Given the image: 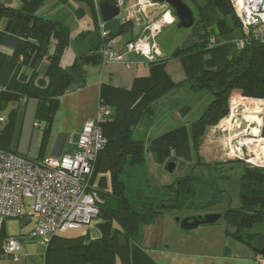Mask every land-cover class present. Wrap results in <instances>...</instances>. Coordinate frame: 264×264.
Segmentation results:
<instances>
[{"label":"trees","instance_id":"trees-1","mask_svg":"<svg viewBox=\"0 0 264 264\" xmlns=\"http://www.w3.org/2000/svg\"><path fill=\"white\" fill-rule=\"evenodd\" d=\"M87 1L94 7L93 0ZM188 1L195 5L196 15L192 11L195 22L171 56L181 62L185 74L181 83L185 82L194 91L207 89L213 99L189 127L173 128L149 141L148 149L165 167L177 154L185 153L189 136L197 147L205 131L228 114L229 99L230 115H258L262 112L259 107L236 110L245 102L264 104L239 94L231 96L240 88L244 96L264 99V44L250 39L243 48L235 49L231 40L222 39L236 30L238 37L241 36V24L229 0H206L203 6L195 0ZM38 2L41 6L43 0H19L18 8L0 5V46L12 50L11 54L0 51V108L28 98L36 99V122H43L45 136L68 87L85 86L88 65L102 69L103 39L94 7V32L89 37L81 32L77 37L78 43L88 40V48L75 56L70 65L62 66L69 29L58 19L31 12ZM212 7L216 10L211 11ZM123 33L131 37V23L119 24V35ZM212 37L215 40L210 45ZM167 60L168 57H161L148 63L149 75L136 77L129 89L101 84L98 102L109 110V115L98 123L106 144L93 164L92 181L101 198L93 225L97 233L91 235L88 229L79 236L68 237L64 235L66 232L53 236L45 247L43 264H156L138 244L142 227L164 213H173L181 219L214 211L223 192L218 179L230 178V172L222 169L224 164L240 166L237 178L240 204L218 211L219 220L232 227L226 234L250 247L262 236L254 227L264 225V167L242 161L206 164L216 170L215 177L200 179L191 174L181 177L164 186L162 194L155 198L142 199L139 189L128 193L122 175L127 168L143 164L145 150L143 141L133 138V130L144 120H151L155 102L176 86L164 69ZM188 110L186 106L180 109L181 113ZM2 227L0 244L7 236Z\"/></svg>","mask_w":264,"mask_h":264},{"label":"built area","instance_id":"built-area-1","mask_svg":"<svg viewBox=\"0 0 264 264\" xmlns=\"http://www.w3.org/2000/svg\"><path fill=\"white\" fill-rule=\"evenodd\" d=\"M229 2L241 24V36L231 40L233 48H243L250 39L264 44V0ZM112 3L119 9L114 19L120 23H131L132 37L124 44L125 52L141 58L145 64L161 58L156 39L165 26L177 22L171 6L153 0H136L133 3L113 0ZM94 4L98 30L103 39L101 67L123 63V54L118 52L115 39L109 38L105 22L99 15L97 0H94ZM214 40L212 37L209 44H213ZM258 100L264 102V99ZM107 115L109 110L99 103L95 117L87 120L77 135L75 151L71 153L38 158L0 148V229L6 220L25 215L34 220L29 236L47 247L55 235L69 229H82L84 225L90 228L101 204L92 181L93 164L106 144L98 123ZM258 134L264 140L260 129ZM242 150L239 159L248 157L246 163L264 167V157L260 156L253 162L256 155L247 148ZM27 199H31V202H27ZM21 244V236L7 235L0 245V255L16 259ZM261 263L264 264V257Z\"/></svg>","mask_w":264,"mask_h":264},{"label":"rangeland","instance_id":"rangeland-1","mask_svg":"<svg viewBox=\"0 0 264 264\" xmlns=\"http://www.w3.org/2000/svg\"><path fill=\"white\" fill-rule=\"evenodd\" d=\"M57 1L58 0H45V17L50 19L58 18L69 29L70 36L68 47L64 51L61 59V65L66 66L72 63L75 55H79L85 52V50L88 48L89 41L85 39L82 42L78 43L77 37L81 32H86V37L90 36V32H94L95 4L94 7L91 6V11L87 2H82L81 0H68L67 3L60 2L59 4H56ZM100 1L101 0H97L98 4ZM129 1L133 0H125L126 3H128ZM182 1L185 2L195 13V5L193 3L188 0ZM195 1L201 6L205 5L206 3V0ZM78 8H81L84 11V14L77 16L75 10ZM214 9L215 8L212 7L211 11L216 10ZM116 22L118 25L121 24L117 20ZM176 23L173 25L165 26L156 39V42L160 48V55L162 57H168L164 69L172 82L176 84V86H174V88L167 92L165 96L155 102L153 108L154 115L152 116L151 120H144L143 122L139 123L133 130V138L142 140L144 143L145 150L143 154V164L141 166L127 168L125 173L122 175V180L124 181V183H126L128 193L139 189L142 195V199L159 197L162 194L161 190L164 186L171 185L176 182L177 179L190 174L199 177L200 179H210L211 177H215L216 170L206 164L213 165L215 163L224 161H242L243 163H246L245 161L249 159L248 157H245V160H241L238 158L239 152L241 151H237L235 149V143L237 144L241 138H252L250 135L241 137V135L239 134L246 128H248V126L245 124L240 125V122L243 120H247L252 123L253 120L250 118H244L243 115L239 114L230 115V99L228 104V114L220 119L217 125L209 127L205 131L197 147L193 145V141L189 136L190 141L186 147L185 153L179 155L177 154L175 156V159L173 161L174 167L171 171H167L165 164L157 158L155 153L148 149L149 141L152 138H155L179 126L189 127L191 123L196 122L213 99V95L209 90L204 89L194 91L191 90L189 85H187L185 82L181 83L183 75L180 74V68H182V65L178 58L171 56V53L176 47L182 44V42L190 34L191 30L184 28L179 29L176 27ZM109 35H111V33H109ZM238 35L239 31L236 30L233 33L225 36L224 38H226L227 40H232L234 39V37L237 38ZM128 36H130L129 33H123L121 35L118 34L117 36L111 35V39L114 38L116 43L118 44L124 42L128 38ZM92 66L93 65H88L87 68L89 69ZM147 68L149 72V67L147 66ZM95 74V77L97 78L98 73ZM77 91L79 90H77L74 85H70L68 87V90L61 98V103H59L58 108L55 111V121H57V124L59 123L58 128H63L61 119H66L67 123L69 121L78 122L80 117L82 115L84 116V114L88 110L92 90H89L90 94L87 92V90L82 93L75 94V92ZM240 91V88L234 90L231 96L239 94L243 98L258 100L257 98L244 96ZM31 99L33 98H28L27 101L30 102ZM11 105L12 103H8L3 110H0V116L4 117L6 119V122ZM185 106L188 107L189 110L185 113H181L180 109ZM263 113L264 110H262L260 114L253 115L251 117H254V119L257 120L260 119L259 129L261 130V134V126L263 128V125H261ZM4 126L5 123H0V130ZM252 127H254V124H251L249 128ZM34 129L36 133H42L41 129L38 126H36ZM228 137H230V140L227 139ZM242 148L246 149L247 147L244 145L240 147L241 150ZM230 150H233V154L229 152ZM29 155L32 157L37 156L33 153H30ZM248 165L254 166L252 164ZM230 167H232L231 170ZM222 169L230 172V178L218 179V187L223 192L220 197V202L217 206L219 208H227L228 206L232 208L238 207L240 202L237 178L240 174V166L238 164L235 165L234 163H232V166L224 164V166H222ZM27 202H31V199H27ZM19 221V218L6 220L5 224L7 227V233L12 235L23 234V236H21L24 239V243L22 244L23 252L31 257L34 264H41L43 260L42 256L45 252V247L39 244L37 239L29 236L31 230L34 227V220L32 221L33 225L27 224L24 227L19 226ZM93 225L94 222H92V224L90 225L91 230H89V232L91 235L97 233V230ZM229 229L232 230V227H230ZM86 230H88V227L87 225H84L82 229H69L64 235L68 237L79 236ZM254 231L259 232L262 235L261 237L257 238L255 246L262 247L264 244V225L255 226Z\"/></svg>","mask_w":264,"mask_h":264},{"label":"crops","instance_id":"crops-1","mask_svg":"<svg viewBox=\"0 0 264 264\" xmlns=\"http://www.w3.org/2000/svg\"><path fill=\"white\" fill-rule=\"evenodd\" d=\"M81 1L87 2L92 11L90 2L87 0ZM60 2L67 3L68 0H58L56 4ZM133 2L135 0L128 3ZM0 5L11 8L20 7L19 0H0ZM45 6V0H43L41 6L38 2L31 7V12L47 18L45 17ZM75 12L77 16L84 14L81 8L76 9ZM4 20H2V23ZM131 37L128 36L124 42L118 43L116 47L118 52L123 54V63H114L102 69L99 66H92L89 69L88 66L86 67V84L81 88H77L79 91L75 94L82 93L85 90L89 94V90H92V94L90 95L89 108L78 122L69 121L67 123L66 119H61L63 128H58L59 123L57 124V121H55L56 114L54 113L49 131L44 136L43 122L40 124L36 122L38 101L34 98L30 102L27 100L19 101L11 105L7 122L4 117L0 116L3 119L0 123H5V126L0 130V146L19 153H33L41 157L57 156L75 151V140L84 123L95 117L101 84L129 89L136 77L149 75L147 64L143 63L141 58L124 50L125 42ZM224 37L222 39L227 40ZM0 51L6 54L12 53V50L3 46H0ZM95 73H98L97 78ZM183 73V68H180V74L183 75L181 82L185 79ZM253 107H259L263 110L264 105L262 103L245 102L240 104L236 111H250ZM4 108H0V110ZM251 117L244 116V118L252 119L255 123H260V119L257 120ZM36 126L41 129L42 133L35 132L34 128ZM176 217L173 213H164L151 224L143 226L137 236L139 246L156 264H262L261 259L263 257L257 253V250L261 247L255 245L250 247L228 236L226 232L229 226L223 220H219L214 224L200 225L196 229L186 231L179 227V223L175 221ZM19 219V226L21 227L27 224L33 225V220L25 215L19 217ZM5 223L2 227L5 234L12 235L7 233ZM14 236H23V234ZM21 241L23 244L24 239L22 237ZM22 244L16 259L0 255V264H34L31 257L23 252ZM41 264H43V260Z\"/></svg>","mask_w":264,"mask_h":264},{"label":"water","instance_id":"water-1","mask_svg":"<svg viewBox=\"0 0 264 264\" xmlns=\"http://www.w3.org/2000/svg\"><path fill=\"white\" fill-rule=\"evenodd\" d=\"M157 2H166L173 9L175 16L177 18L176 27L181 29H190L194 22L195 17L192 10L189 6L182 0H153ZM99 15L101 19L105 22V29L111 33L112 36H117L119 34V25L114 19L119 12V9L116 5L110 0H101L98 4ZM248 129V128H247ZM247 134V133H246ZM174 167L173 162H169L166 165V170L171 171ZM221 218L219 212L206 213L204 215L198 216H186L183 218L176 217L175 221L179 223V227L182 230H192L196 229L200 225L214 224ZM257 253L264 257V244L257 250Z\"/></svg>","mask_w":264,"mask_h":264},{"label":"bare ground","instance_id":"bare-ground-1","mask_svg":"<svg viewBox=\"0 0 264 264\" xmlns=\"http://www.w3.org/2000/svg\"><path fill=\"white\" fill-rule=\"evenodd\" d=\"M242 124L247 125L248 129L242 131L239 135L247 133V134H250V136L252 138H247V139L241 138L237 144L235 143V149L237 151H241L240 147L245 145L249 152H252L253 154L256 155V157H254V159H253V162H255L258 158H260V156L264 157V140L260 139L259 135H258V129H259L260 123H253V122L251 123L250 121L243 120L240 122V125H242ZM251 124H254V127L249 128ZM240 125H239V127H240ZM60 139L62 140V138H60ZM227 139L230 140V137H228ZM230 151H231L230 153L233 154V150H230Z\"/></svg>","mask_w":264,"mask_h":264},{"label":"flooded vegetation","instance_id":"flooded-vegetation-1","mask_svg":"<svg viewBox=\"0 0 264 264\" xmlns=\"http://www.w3.org/2000/svg\"><path fill=\"white\" fill-rule=\"evenodd\" d=\"M262 125H263V120H264V113L262 114ZM221 209H224V208H215V210L214 211H212V212H218L219 210H221ZM208 213H211V212H208Z\"/></svg>","mask_w":264,"mask_h":264}]
</instances>
